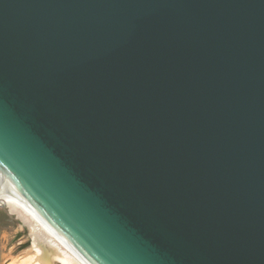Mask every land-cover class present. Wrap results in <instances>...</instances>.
<instances>
[{
  "label": "water",
  "instance_id": "95a60500",
  "mask_svg": "<svg viewBox=\"0 0 264 264\" xmlns=\"http://www.w3.org/2000/svg\"><path fill=\"white\" fill-rule=\"evenodd\" d=\"M0 184L89 264H264V0H0Z\"/></svg>",
  "mask_w": 264,
  "mask_h": 264
},
{
  "label": "bare ground",
  "instance_id": "6f19581e",
  "mask_svg": "<svg viewBox=\"0 0 264 264\" xmlns=\"http://www.w3.org/2000/svg\"><path fill=\"white\" fill-rule=\"evenodd\" d=\"M0 204H5L10 214L20 221L21 227L28 229L29 264H89L17 194L1 184Z\"/></svg>",
  "mask_w": 264,
  "mask_h": 264
},
{
  "label": "rangeland",
  "instance_id": "374dc122",
  "mask_svg": "<svg viewBox=\"0 0 264 264\" xmlns=\"http://www.w3.org/2000/svg\"><path fill=\"white\" fill-rule=\"evenodd\" d=\"M8 211L6 206L0 204V264H29L28 229L21 227L16 216Z\"/></svg>",
  "mask_w": 264,
  "mask_h": 264
}]
</instances>
